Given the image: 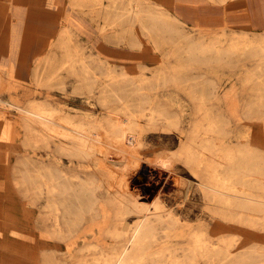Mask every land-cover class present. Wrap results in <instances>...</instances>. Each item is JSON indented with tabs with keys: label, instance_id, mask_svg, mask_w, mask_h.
Listing matches in <instances>:
<instances>
[{
	"label": "bare ground",
	"instance_id": "obj_1",
	"mask_svg": "<svg viewBox=\"0 0 264 264\" xmlns=\"http://www.w3.org/2000/svg\"><path fill=\"white\" fill-rule=\"evenodd\" d=\"M121 1L102 4L100 11L105 13L104 17L111 16L120 24L124 15L117 13L115 2L122 4ZM54 3L65 8L59 0ZM127 4V14L135 17L148 33H160V25L173 30L172 23L181 22L171 10L162 11L151 2L147 3L146 10L140 0H129ZM144 16L149 21L146 22ZM26 30L23 47L32 38L28 26ZM60 33L59 42L67 58L61 68L77 74L76 78L57 81L64 99L74 102L80 97L82 103L92 108L99 106L101 112L82 111L68 105L59 111L51 102L35 97L24 107L15 106L19 125L16 139L33 148L41 146L49 160L36 155L25 158L15 182L8 174L4 175L0 184V220L15 223L27 220L35 230L30 239L33 253L35 257H42L44 264H264V251L252 242L259 228L264 229V153L252 142L227 147L225 118L223 114L211 113L214 105L207 98V90L203 93L198 86L189 88L191 96L197 98L195 116L182 115L186 111L183 108L179 111L172 108L177 103L164 105L154 99L148 91L157 85L176 86L189 81L176 75V70L185 67L183 64L173 66V72L153 78L126 77L124 71L116 73L115 68L109 66L106 77L100 78L93 75L89 64L83 60L78 70L75 54L68 44L69 30L63 29ZM244 37L246 35L242 39L244 45L236 50L240 57L251 55L254 49L253 38ZM198 44V39H193L190 47ZM261 49L260 73L264 70L263 45ZM203 53L190 58L185 65L189 67L210 59ZM53 80L50 76L46 82ZM148 131L177 133L178 149L166 148L158 154V162L178 174L186 172V167L191 168L204 197L220 204L222 207L214 209L233 221L219 228L217 232H223L220 236L215 237L217 232L205 227V220L199 221V227L194 229L191 221H184L159 204L151 210L140 202L139 194L128 189L126 176L120 172L129 166L124 162L118 171L120 174L115 176L112 172L118 179L117 189L102 198L96 193L100 185L93 172L86 178L70 174L57 156V153L67 155L70 163H74V157L87 158L98 168V156L105 153L106 147L140 156ZM13 135L12 123L6 122L0 114V140L10 141ZM242 136L251 134L247 132ZM183 178L182 174V181L186 183ZM193 183L189 180L188 198ZM131 216L136 217L134 222ZM40 229L42 232H37ZM2 248L1 264H9L5 256L7 246Z\"/></svg>",
	"mask_w": 264,
	"mask_h": 264
},
{
	"label": "rangeland",
	"instance_id": "obj_2",
	"mask_svg": "<svg viewBox=\"0 0 264 264\" xmlns=\"http://www.w3.org/2000/svg\"><path fill=\"white\" fill-rule=\"evenodd\" d=\"M120 1L116 0V2ZM140 1L144 10L147 9V3L151 2L162 11L170 9L173 11L178 0H174V3L161 0ZM59 2L63 3L65 8L59 9L52 0H30L29 3L26 0H0V98L5 100V102L0 100V114L6 122L12 123L14 133L10 141L0 140V184L5 174L15 182L18 168L25 158L36 155L37 158L49 160L41 146L33 148L16 139L19 125L16 123L18 112L15 106L24 107L30 100L36 98L51 102L59 111L73 106L82 111L101 112L99 106L89 107L82 103L80 97L74 102L66 101L60 91L57 82L60 78L73 79L77 76L67 71L68 69L61 68L67 63L65 62L67 58L64 56L65 49L59 42L60 32L63 29L69 30L68 44L75 54L78 70L83 60L89 64L93 75L100 78L106 77L109 66H113L116 73L124 71L126 77L153 78L161 77L164 72H173V66L180 67V64H183L185 67L176 70V75L180 79H189V81L176 86L175 84L157 85L148 91L154 99L164 105L172 106V103H177L172 108L178 111L183 108L186 111L182 115L195 116L198 108L197 98L191 96L189 88L198 86L199 91L203 89V93L207 90V98L209 97V102L214 105L212 107L214 111L211 113L223 114L225 118L227 147L234 148L238 143L252 142L264 153V94L262 95L264 90L259 88L262 84L258 83L259 73L254 69L256 60L247 54L240 57L236 51L239 45H244L243 32L250 35H264V31L247 30L246 22L235 15H230L231 26L194 28L184 23L180 24L181 22H174L173 30L160 25L159 30H162L160 33H148L135 17L127 14L129 0L121 1L122 4L115 2L118 6L117 13L124 15V20L120 21L121 25L111 16L104 17L105 13L100 11L102 4L110 5L113 3L112 0H76L75 4L70 0H59ZM214 4L202 2L199 7H212ZM26 6L31 8L28 13L25 11ZM211 11L213 16L222 15L221 10L211 9ZM32 13L38 15H29ZM144 18L146 22L149 21L147 16ZM28 21L34 24L36 30H30L32 38L23 47L25 24ZM244 38L248 39V35ZM193 39H198L200 44L190 47ZM210 52L213 55L209 54ZM202 53L204 56H210V59L198 61L189 67L185 65L190 58L201 56ZM228 54L232 55L229 57ZM214 56L216 60H213ZM263 75L261 78H264ZM50 76L55 81L48 83L46 81ZM247 132L251 136L244 138L242 135ZM145 138L148 144L145 142L147 145L141 147L140 156L106 147L105 153L98 156L100 159L98 168L94 167L87 158L74 157V163H70L67 155L57 153V156L70 174L77 173L82 178H86L93 172L100 185L96 193L102 198L109 195V191L117 189L118 179L117 177L115 179V176L123 172L128 189L139 194V201L151 210L159 204L179 215L184 221H191L194 229L199 227L201 220H205L207 225L205 227L214 229L215 232L233 222L225 219L214 209L222 207L220 204L211 203L204 197L198 188L197 176L191 168L185 166L186 172L182 173L186 182L184 183L182 174L175 173L158 162V154L163 150L178 149L179 140L176 132L148 131ZM1 157L4 158L3 161ZM122 162L129 165L128 168L125 166L123 170ZM178 164L183 166L181 161H178ZM113 167L115 170L111 169ZM113 171L115 176L112 174ZM189 180L194 182L190 198L187 197ZM28 204L26 200L27 209ZM135 219V216H131L130 220L134 222ZM33 228L27 220L18 223L0 220V264L4 245L7 246L5 256L9 264H44L42 257H35L33 253V243L32 240L30 241L35 231ZM259 231L256 233V238L251 241L264 251V229L259 228ZM37 232L42 231L40 229ZM222 233L217 232L215 237ZM21 238L23 240L20 241Z\"/></svg>",
	"mask_w": 264,
	"mask_h": 264
},
{
	"label": "crops",
	"instance_id": "obj_3",
	"mask_svg": "<svg viewBox=\"0 0 264 264\" xmlns=\"http://www.w3.org/2000/svg\"><path fill=\"white\" fill-rule=\"evenodd\" d=\"M53 2L55 0H52ZM166 3H174V0H161ZM27 3L30 0H26ZM174 6V14L181 20L182 23L191 27H202V28H219L223 26H231L230 25V15H235L241 18L242 21L246 22L248 25L247 30L252 31H264V0H178ZM208 2V3H215L212 7L201 6L199 7L200 3ZM167 5V4H166ZM59 4H56V7ZM168 6V5H167ZM36 8V7H33ZM61 7L59 6V9ZM30 7L27 8L25 11H30ZM37 9V8H36ZM214 9L221 10L222 15L220 17L213 16V12L211 11ZM171 10V9H170ZM35 12V11H34ZM40 12V11H39ZM31 16H37L38 14L32 13L29 14ZM26 26L29 27V30L35 29L34 24H31L29 21L26 22ZM244 36L248 35V38H253L255 41L254 49H252V54H248L250 57H254L256 60L254 64L255 71L259 74H264V70L260 73L259 65L261 63L260 56L262 51V45L264 47V35H250L246 32L242 33ZM261 43V44H260ZM259 46V47H258ZM257 47V48H255ZM257 50V51H256ZM254 53V54H253ZM256 53V56H255ZM264 67V65H263ZM262 74V75H263ZM262 75H259L261 77ZM258 83L262 85L259 88L264 90V78H261Z\"/></svg>",
	"mask_w": 264,
	"mask_h": 264
}]
</instances>
